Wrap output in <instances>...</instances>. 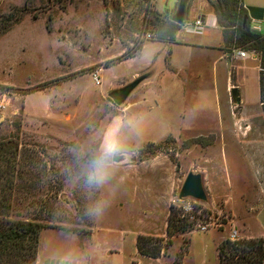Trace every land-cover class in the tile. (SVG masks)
<instances>
[{"label":"rangeland","instance_id":"rangeland-1","mask_svg":"<svg viewBox=\"0 0 264 264\" xmlns=\"http://www.w3.org/2000/svg\"><path fill=\"white\" fill-rule=\"evenodd\" d=\"M119 1L0 0V139L17 145L23 170L10 216L76 235L59 239L63 248L54 247L53 237L44 240L52 255L47 264H177L183 239L189 243L181 264H216V246L231 230L237 240L264 234L257 63L250 56L228 67L238 85L231 88L239 98L233 106L224 61H215V53L175 48L180 67L170 72V57L163 63L152 5L161 13L171 9L158 17L167 22L178 0ZM200 2L188 0L185 8ZM8 13L15 17L4 25ZM149 65L160 73L147 104L140 85L114 105L107 93ZM146 107L153 113L143 116ZM114 124L124 155L106 183L89 186L87 163ZM191 171L201 175L203 202L178 200ZM187 201L189 231L173 237L158 258L138 255L135 238L165 240L169 207L181 217L178 208ZM97 204L104 211L89 215Z\"/></svg>","mask_w":264,"mask_h":264},{"label":"trees","instance_id":"trees-1","mask_svg":"<svg viewBox=\"0 0 264 264\" xmlns=\"http://www.w3.org/2000/svg\"><path fill=\"white\" fill-rule=\"evenodd\" d=\"M188 0H178L184 7ZM211 13L216 19L231 48L254 51L257 57L259 104L264 116V36L250 29L251 13L241 6V0H211L208 2ZM23 8L21 11H23ZM16 10V8H15ZM20 11V10H19ZM154 25L157 26L156 41L174 43V35L184 23L177 24L174 16L167 21H159V14L152 12ZM15 16L5 15L4 25ZM119 61V60H118ZM153 145V144H149ZM17 145L9 139H0V264H35L38 239L41 230L48 228L35 219L20 220L10 216L11 199L22 178L23 170L17 164ZM190 223L172 207L166 221V239H152L144 236L135 238L138 255L150 259L158 258L176 235L189 231ZM189 240H182L176 253V263L181 264L187 253ZM216 264H263L264 238H249L231 241L222 239L216 246Z\"/></svg>","mask_w":264,"mask_h":264},{"label":"crops","instance_id":"crops-1","mask_svg":"<svg viewBox=\"0 0 264 264\" xmlns=\"http://www.w3.org/2000/svg\"><path fill=\"white\" fill-rule=\"evenodd\" d=\"M119 1V0H118ZM120 2V1H119ZM153 2V1H152ZM121 5V3H120ZM241 6L246 10L249 11V13H251V17L250 19L253 20H258V21H264V0H241ZM153 7V11L157 14H164L166 11H171V9H167L165 10L163 13L157 11V9L154 7V5H152ZM192 13L193 14V18L191 19V22L196 19V18H200L202 21V30L201 33L198 35L195 34H189L186 32V30L184 29V33L185 34H179V32L177 31L174 35V43L169 44V43H161V42H155L158 44H163L164 45V49L165 54L162 56V61L163 63L166 62L165 60L169 58V63H167V67H170V69H168L170 72L173 71V69H176V67H180L178 65H176L175 63L176 60L174 61L173 59V50L175 48H181L183 49V51L191 54L195 55H199L200 53H215V61L217 62H221L224 61L223 63V67L221 68V70H225L224 71V75L226 77V88L227 90H231V88L233 86H238L237 85V79L233 77V73L230 72L229 73V69H234L235 67L233 65H235V63H238L239 61H243L245 59H247L248 57H250L248 55V57L246 58H239L237 57L233 52H232V48L229 51V44L228 41L226 40V37L224 36V34L222 33L221 29L217 26L216 24V19L214 17V15L211 13L209 5L207 0H203V2H200L197 4V6L195 8H193L192 6H188L187 8L184 7V17H189L188 15ZM186 21H190L189 19H185ZM186 35V36H184ZM154 43V42H153ZM145 44V43H144ZM144 44L142 45V47L140 48V50L143 48ZM140 50L138 51V53L133 57H136L139 53ZM121 53V52H120ZM119 55V53L117 54ZM161 55V54H160ZM158 56V55H157ZM156 56V57H157ZM131 58H127L126 60H129ZM252 59H254V61L257 63V57L254 56ZM120 63V62H119ZM166 68V66H165ZM167 71V70H165ZM160 72L156 71V68L152 67L151 65H149L148 67H145L142 71V73L139 74H134L132 76V78L137 77L138 75L142 74H148V78L144 79L142 82H140L136 88L140 87V85H142V87H144L143 89L145 90V98H144V103L147 104V100L150 97V86L153 85V83L157 80L158 76H159ZM228 74V77H227ZM146 112L144 113L143 116H147L151 113H153L151 111L150 107H146ZM163 138V137H162ZM54 234V235H51ZM76 236L73 233H69V232H65L62 230H41L40 234H39V239H38V246H37V251H36V261L35 264H47V262H50V257L52 258L51 255V251L47 250V239H51V237H53V239H57L54 243V247L57 246H61L63 248L62 244H59L57 241L59 239H62L63 237L65 238H70V237H74ZM263 238H264V234H262ZM44 240H46V245L44 244ZM52 240V239H51ZM53 246V243L51 244ZM50 251V252H49ZM62 262V261H61ZM76 264H86V262H77ZM264 264V261H263Z\"/></svg>","mask_w":264,"mask_h":264},{"label":"clouds","instance_id":"clouds-1","mask_svg":"<svg viewBox=\"0 0 264 264\" xmlns=\"http://www.w3.org/2000/svg\"><path fill=\"white\" fill-rule=\"evenodd\" d=\"M120 125L114 124L109 133L105 134L104 140L96 154L88 161L84 172V182L89 186H100L110 178L111 167L117 159L124 155V150L118 138ZM103 204H97L89 210V215H99L104 211Z\"/></svg>","mask_w":264,"mask_h":264},{"label":"water","instance_id":"water-1","mask_svg":"<svg viewBox=\"0 0 264 264\" xmlns=\"http://www.w3.org/2000/svg\"><path fill=\"white\" fill-rule=\"evenodd\" d=\"M184 16V5L180 4L177 7V10L174 14V19L177 24L182 22V18ZM148 74H144L133 79L128 84L110 90L107 93L108 98L113 102L114 105L119 106L121 105L127 96L136 88V86L142 82L144 79L148 78ZM230 102L233 106L239 104L238 93L235 88L230 90ZM186 198H191L195 201L203 202L206 200V195L203 191L202 184H201V175L197 172L191 171L189 172L180 188L178 193V200L183 201Z\"/></svg>","mask_w":264,"mask_h":264},{"label":"built area","instance_id":"built-area-1","mask_svg":"<svg viewBox=\"0 0 264 264\" xmlns=\"http://www.w3.org/2000/svg\"><path fill=\"white\" fill-rule=\"evenodd\" d=\"M250 29L256 32H260L264 36V21H258V20H253L250 19ZM184 29L186 30L187 33L189 34H195L198 35L201 33L202 30V21L200 18L194 19L191 23L184 25ZM147 37V36H146ZM232 52L239 58H246L251 56L252 58L256 56V53L254 51H246L243 49L239 48H233ZM92 80L94 81L95 84L99 83V80L96 75L92 76ZM179 211L183 217L186 218L188 223L193 224V215H192V205L190 202H185L184 205L180 206ZM199 231H204L205 230V225H197ZM227 238L231 241H236L238 238L236 237V232L234 230H231L228 233Z\"/></svg>","mask_w":264,"mask_h":264}]
</instances>
